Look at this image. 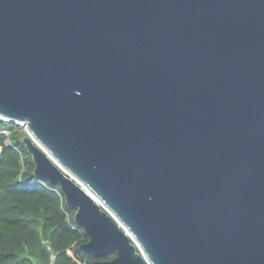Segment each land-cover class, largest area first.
Returning <instances> with one entry per match:
<instances>
[{"label": "water", "instance_id": "water-1", "mask_svg": "<svg viewBox=\"0 0 264 264\" xmlns=\"http://www.w3.org/2000/svg\"><path fill=\"white\" fill-rule=\"evenodd\" d=\"M0 119L92 264H264V0H0Z\"/></svg>", "mask_w": 264, "mask_h": 264}, {"label": "trees", "instance_id": "trees-1", "mask_svg": "<svg viewBox=\"0 0 264 264\" xmlns=\"http://www.w3.org/2000/svg\"><path fill=\"white\" fill-rule=\"evenodd\" d=\"M24 126L0 119V264H92L88 241L59 185L36 177ZM69 214V217L67 216ZM73 253V257L69 255Z\"/></svg>", "mask_w": 264, "mask_h": 264}, {"label": "built area", "instance_id": "built-area-1", "mask_svg": "<svg viewBox=\"0 0 264 264\" xmlns=\"http://www.w3.org/2000/svg\"><path fill=\"white\" fill-rule=\"evenodd\" d=\"M67 216L69 217V214H67ZM69 255L73 257V253L71 251H69ZM51 264H54V261H52Z\"/></svg>", "mask_w": 264, "mask_h": 264}]
</instances>
